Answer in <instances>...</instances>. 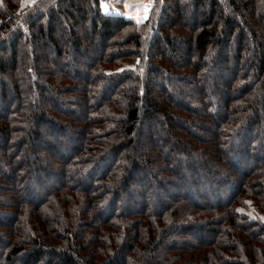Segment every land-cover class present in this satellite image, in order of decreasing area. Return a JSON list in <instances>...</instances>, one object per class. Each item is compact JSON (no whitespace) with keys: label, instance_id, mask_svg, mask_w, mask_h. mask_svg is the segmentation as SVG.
I'll return each instance as SVG.
<instances>
[{"label":"trees","instance_id":"1","mask_svg":"<svg viewBox=\"0 0 264 264\" xmlns=\"http://www.w3.org/2000/svg\"><path fill=\"white\" fill-rule=\"evenodd\" d=\"M0 0V264H264V0Z\"/></svg>","mask_w":264,"mask_h":264},{"label":"rangeland","instance_id":"2","mask_svg":"<svg viewBox=\"0 0 264 264\" xmlns=\"http://www.w3.org/2000/svg\"><path fill=\"white\" fill-rule=\"evenodd\" d=\"M37 1L38 0H22L21 1V9L26 10L29 8H33V6L36 4ZM105 2L107 3V1H104V3ZM163 2H164V0H151V2L149 4H146L143 7L138 6L137 8H132V7L123 8V6H119L118 8L120 10L124 9V10H127L128 12H130V15L128 17H126L127 19H131V20L138 22V23H143L149 17H151L152 14H153L152 15L153 19H157L158 14L160 12L159 7L163 4ZM117 9H115L116 10L115 11L113 8L109 7L108 4L103 5V11L105 14L118 15Z\"/></svg>","mask_w":264,"mask_h":264},{"label":"crops","instance_id":"3","mask_svg":"<svg viewBox=\"0 0 264 264\" xmlns=\"http://www.w3.org/2000/svg\"><path fill=\"white\" fill-rule=\"evenodd\" d=\"M107 1L105 4L114 10L117 9L119 6H123V8L127 7H132V8H137L138 6H145L146 4H149L151 0H104ZM118 15H123L125 17H128L130 15V12L127 10H120L119 8L117 9ZM116 11V10H115Z\"/></svg>","mask_w":264,"mask_h":264}]
</instances>
